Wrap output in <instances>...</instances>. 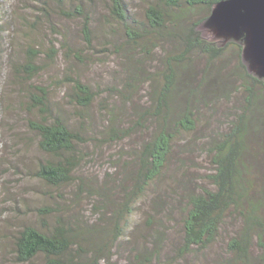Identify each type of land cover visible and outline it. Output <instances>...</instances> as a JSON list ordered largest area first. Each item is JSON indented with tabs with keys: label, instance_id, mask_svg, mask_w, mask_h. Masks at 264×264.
Instances as JSON below:
<instances>
[{
	"label": "trees",
	"instance_id": "16d2710c",
	"mask_svg": "<svg viewBox=\"0 0 264 264\" xmlns=\"http://www.w3.org/2000/svg\"><path fill=\"white\" fill-rule=\"evenodd\" d=\"M220 1L158 0L145 7L142 20L128 13L126 0H28L24 10L34 15L13 13L15 24L28 32L27 45L20 58L14 59L12 51L5 65L27 116L25 129L40 154L26 176L64 194L53 203L49 202L56 200L53 194H45L46 203L32 210L33 219L17 226L11 241L15 264H108L114 252L130 258L131 264H171L164 253L167 248L173 247L176 258H184L206 254L214 246L222 251L214 252L213 264H264V83L247 72L240 46L218 47L197 30ZM99 4L104 13L97 12ZM196 10L201 16L191 21L187 14ZM57 14L80 21L78 39L87 51L96 48L95 41H106L103 48L119 60L121 73L115 84L105 85L100 93L69 65L62 78L55 79L66 87L62 103L53 100V79L45 81L41 74L42 56L47 52L44 57L56 62L55 44L62 41L39 38L43 23L55 31L51 18ZM162 39L168 41L169 50L153 45ZM44 43L49 44L46 50ZM149 47L162 53V69L153 75L146 67L152 60ZM228 49H234L237 58L241 80L237 88L231 86L235 76L217 67ZM83 50L66 42L63 57L67 62L93 64V57ZM145 83L153 93L144 100L137 93ZM230 89L240 97L234 111L225 116L227 123L198 142L185 143L184 153L198 146L207 157L210 172L205 184L184 172L179 179L172 178L178 192L153 190L163 178L176 139L196 131L200 107L209 114L216 105L207 100L216 90L228 96ZM101 94L113 101L110 111L103 104L100 108L107 119L102 128L91 126L89 114ZM63 104L74 109L72 115ZM126 107L131 111L126 113ZM15 136L21 144L29 142ZM131 137L139 138L140 144L120 173L104 177L81 173V164L94 159L84 151L88 144L102 148ZM179 166L184 169V162ZM151 192L155 196L148 201L141 232L130 222ZM83 206L90 218L79 211ZM177 220L180 232L174 239L169 223Z\"/></svg>",
	"mask_w": 264,
	"mask_h": 264
},
{
	"label": "rangeland",
	"instance_id": "374dc122",
	"mask_svg": "<svg viewBox=\"0 0 264 264\" xmlns=\"http://www.w3.org/2000/svg\"><path fill=\"white\" fill-rule=\"evenodd\" d=\"M157 2L158 0H126V5L130 15L136 20H142L145 7L150 3L156 4ZM27 4L28 0H0V23L2 24L0 26V52H5V54L3 53L0 55V264H15L11 241L18 228L17 226L24 220L29 218L33 219L32 210L46 203L44 195L53 194L56 200H49L50 203L57 200L59 201L60 195H64L61 191L48 189L38 181L26 176L28 168L34 166L40 154L36 150L34 143L30 141L31 135H28L25 129L24 120L27 116L19 107L20 98L16 95L18 90L14 86H11L12 79L10 71L5 63L8 59V55L12 51L15 57H13L14 59L20 58L22 55L21 48L24 49L27 45L25 38L28 33L27 30L23 27L21 30L11 18L13 13H15L14 17H18L21 14L23 15L25 12L24 8ZM96 9L98 13H104L101 4L96 5ZM25 14L34 15V13L29 10H26L24 15ZM183 14L179 13V15ZM200 16V10L187 14V17L191 21H196ZM51 19L57 25L55 31L62 33V36L57 37L55 31H53L48 24L43 23L40 26L41 38L39 39L42 41L43 37H45V39L49 38V40L52 41L54 39L62 41L55 44L58 49L56 62L51 63L44 57L48 54L47 52L42 56L45 69L41 74L45 81L49 82L53 79L50 85L53 91L52 95L54 101H60L62 103V96L66 87L57 81L55 82V79L62 78L63 69H67L69 65L72 67L75 74L81 75L83 81L90 83L100 93L105 85L115 84L118 81L121 73L118 67L119 64H117L119 60H117L116 55L110 54L111 50L106 51L103 48L106 43L105 40L99 39L95 41L94 46L96 48L87 51L78 39L80 21H67L60 14L54 15V18L52 17ZM99 35L101 36V34ZM39 39H37V41H39ZM117 40H120V38L116 37V41ZM66 42L70 46L78 45L79 48H83L85 54L93 57V64L78 63L73 60L67 62V59L63 57V46ZM111 42L113 41L111 40ZM172 44L175 47L177 46L175 42ZM44 45L45 48H42V50H46V48L49 47L48 43H44ZM153 45L164 46L168 50L170 47L168 41L163 39L153 41ZM9 47H11L12 50ZM150 48L149 59L152 60L147 62L146 67L149 66V68L147 67L148 74L153 75L162 69L159 62L162 58V53L158 48L152 49L153 47H149V49ZM147 56L148 55H146V57ZM140 57L141 59L143 58L142 56ZM236 60L234 49H228L227 53L222 58V62L217 66L222 68V71L228 70L233 78L235 76L231 84L233 88L239 87L241 83L236 72ZM198 63H200V61H198ZM228 82H230V80H228ZM148 84L149 83H145V89H139L137 93L138 96L144 100L148 98L149 94L153 93V89L150 88ZM233 90L227 92L228 96L225 92L216 90L217 92H215L214 97L206 102L208 105L210 102L216 105L214 109L209 111V114L206 109L202 113L203 108L200 107L202 118L197 124L196 131L188 134L183 133L176 139L163 178L158 184L153 185V190L159 187V189H167L168 192H178L179 188L173 183L172 178L177 180L184 172L191 174L197 180V183L201 185L205 184L206 175L210 172L207 157L199 152L198 146L191 149L190 152L184 153L185 143L189 140L198 142L203 135H209L210 132L215 133L221 126L223 127V125L227 123L225 116L234 111L240 97V93L235 94ZM112 102L113 101L105 94H101L97 98L93 107L89 110V114L92 116V122L90 121L91 126L92 123H94V127H101L102 123H107L106 117L101 116L103 113L100 112V108H102L103 104L107 107L108 111H110V105H113ZM140 102L142 101L140 100ZM116 105L119 104L116 103ZM64 109L70 115L74 112V109L66 105H64ZM124 109L126 113L131 111L128 107ZM121 126H124V124ZM15 135H21L24 138L27 137L29 142L21 144V142H18ZM143 136H146V134H143ZM139 144L140 140L137 137L127 138L118 144H109L102 148H94L92 144H88L84 151L88 152L94 159H92L93 162L87 159L86 163L81 164L82 169H84L87 174H85L84 170H81V173H83V175L92 176L94 174L93 177H104L105 173L115 176L118 172L120 173V171L123 170L122 168L125 166V162L130 160L132 151L138 148ZM180 161L184 162V169L179 166ZM97 181L98 183L100 182L99 178H97ZM154 194V192L149 193L148 196L140 202L130 222L133 228L135 227L141 232L146 227L142 221L144 218L143 214L148 211V201L155 196ZM79 211L84 217H91V212L88 208L83 206ZM169 227L171 229L169 234L175 239L177 233L180 232L178 220L169 223ZM221 251L222 249L219 248V246H214L210 251H207L206 254H204L205 252L198 254L193 253L184 258H176L172 247L170 249L167 248L164 253L171 264H213V255L216 254L214 252L221 253ZM203 254L204 256H201ZM131 262L132 260L130 258L126 256L119 257L114 252L108 264H131ZM101 264H107V262L102 261Z\"/></svg>",
	"mask_w": 264,
	"mask_h": 264
},
{
	"label": "water",
	"instance_id": "95a60500",
	"mask_svg": "<svg viewBox=\"0 0 264 264\" xmlns=\"http://www.w3.org/2000/svg\"><path fill=\"white\" fill-rule=\"evenodd\" d=\"M197 30L218 47L240 46L247 72L264 83V0H222Z\"/></svg>",
	"mask_w": 264,
	"mask_h": 264
}]
</instances>
